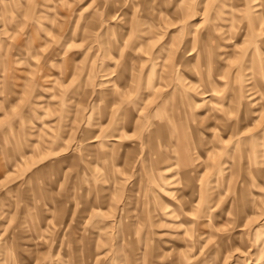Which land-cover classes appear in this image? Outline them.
I'll return each mask as SVG.
<instances>
[{"label": "rangeland", "instance_id": "obj_1", "mask_svg": "<svg viewBox=\"0 0 264 264\" xmlns=\"http://www.w3.org/2000/svg\"><path fill=\"white\" fill-rule=\"evenodd\" d=\"M0 264H264V0H0Z\"/></svg>", "mask_w": 264, "mask_h": 264}, {"label": "bare ground", "instance_id": "obj_2", "mask_svg": "<svg viewBox=\"0 0 264 264\" xmlns=\"http://www.w3.org/2000/svg\"><path fill=\"white\" fill-rule=\"evenodd\" d=\"M189 54V53H188ZM188 56H190V55H188Z\"/></svg>", "mask_w": 264, "mask_h": 264}]
</instances>
